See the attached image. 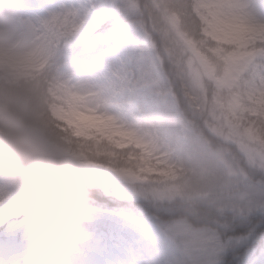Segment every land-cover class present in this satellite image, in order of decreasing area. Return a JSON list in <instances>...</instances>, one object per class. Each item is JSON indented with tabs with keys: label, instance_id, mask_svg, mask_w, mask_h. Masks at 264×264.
I'll list each match as a JSON object with an SVG mask.
<instances>
[{
	"label": "snow or ice",
	"instance_id": "6c2138e0",
	"mask_svg": "<svg viewBox=\"0 0 264 264\" xmlns=\"http://www.w3.org/2000/svg\"><path fill=\"white\" fill-rule=\"evenodd\" d=\"M143 41L85 79L54 71L73 6L18 18L0 75L22 80L37 119L83 176L121 182L169 214L184 264H218L233 221L264 213V0H124Z\"/></svg>",
	"mask_w": 264,
	"mask_h": 264
},
{
	"label": "rangeland",
	"instance_id": "374dc122",
	"mask_svg": "<svg viewBox=\"0 0 264 264\" xmlns=\"http://www.w3.org/2000/svg\"><path fill=\"white\" fill-rule=\"evenodd\" d=\"M12 3L18 18L34 24L65 6L80 10L84 23L68 38L83 44L84 51L68 62L53 64L60 41L50 61L54 71L71 74L74 79H85L96 72L106 71L122 56L135 51L143 41L137 19L128 21L118 17L124 13L121 10L124 0H12ZM103 17L109 25L100 29ZM92 178L110 180L102 175L84 176V180L89 182ZM121 192L127 197L145 200L126 185ZM27 217L21 195L0 178V264H32ZM240 218L233 221L227 236L222 237L225 240L228 236L233 237L228 246L215 253L214 258L221 264L224 256L231 252L238 264H264V235H256V226L250 223L246 224L250 226L246 234H235V222ZM103 220L111 221L110 230L84 225L76 264H184L186 261L182 246L169 236L162 225V221L171 219H147L126 210L86 204L85 222Z\"/></svg>",
	"mask_w": 264,
	"mask_h": 264
},
{
	"label": "clouds",
	"instance_id": "9594fccd",
	"mask_svg": "<svg viewBox=\"0 0 264 264\" xmlns=\"http://www.w3.org/2000/svg\"><path fill=\"white\" fill-rule=\"evenodd\" d=\"M12 0H0V49L18 39ZM0 178L23 198L32 264H76L87 189L78 165L37 119L27 85L0 75Z\"/></svg>",
	"mask_w": 264,
	"mask_h": 264
},
{
	"label": "trees",
	"instance_id": "16d2710c",
	"mask_svg": "<svg viewBox=\"0 0 264 264\" xmlns=\"http://www.w3.org/2000/svg\"><path fill=\"white\" fill-rule=\"evenodd\" d=\"M118 17H124L127 20L137 19L136 17L129 16L125 13L120 14ZM109 25V21L102 19L101 29H105ZM83 49V50H82ZM84 51V45L81 43L74 42L70 38L61 40V44L58 47L57 58L53 60V64H61L68 62L70 58L80 55ZM85 186L87 189V199L86 204H97L105 207H112L115 209L127 210L141 216H144L148 219H172L169 214L158 211V209L148 200H141L133 197H127L121 192V188L124 186L121 183L101 179V178H92V181L85 180ZM252 224L256 226L255 233L256 235H264V213L254 214L248 218L247 221L239 219L235 222L234 233L235 234H246L249 231ZM85 225L93 228L95 226L103 227L110 230L111 221L103 220L96 222H85ZM248 227V228H247ZM224 261L222 264H238L234 259L231 252H228L224 256Z\"/></svg>",
	"mask_w": 264,
	"mask_h": 264
}]
</instances>
